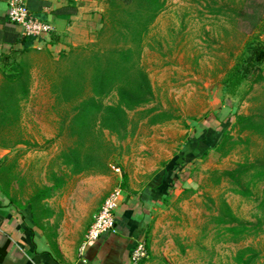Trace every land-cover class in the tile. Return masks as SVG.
<instances>
[{"label":"rangeland","instance_id":"obj_1","mask_svg":"<svg viewBox=\"0 0 264 264\" xmlns=\"http://www.w3.org/2000/svg\"><path fill=\"white\" fill-rule=\"evenodd\" d=\"M166 7L148 36L150 46H144L141 63L148 72L155 94L148 107L176 117L173 120L175 126L168 133L181 141L174 149L172 165L180 162L182 167L175 172L177 179L167 199L146 209L151 215L145 236L147 257L138 264H234L236 252L252 245L262 251L259 264H264V236L250 237L240 243L225 242L219 229L209 220V208L215 209L220 198L225 199L234 213L245 221L256 222L263 213L264 185L254 189L251 198L244 199L233 194L227 182L215 186L209 173L231 170L245 160L263 158L264 140L251 137L250 146L242 145L226 158H221L213 147L207 149L205 143L209 135L230 130L237 114H248L249 98L262 91V86L252 82L257 79L258 68H263L264 62L249 63L248 59L253 46L264 44L261 20L264 18V0H167ZM186 13L188 27L183 33L185 41L188 40L187 46H168L165 41L167 38L170 42L168 31L181 29L180 20ZM154 38L158 40L154 41ZM96 46L97 49L108 48V35L97 41ZM33 58L38 67L33 75L32 97L23 107L20 125L27 145L15 147L7 156L17 158L16 177L10 193L21 204L32 193V186L50 185L51 172L61 174L56 158L64 141L61 131L65 124L62 121L68 112L57 105L51 92V81L64 69V64L57 63L60 58L55 63L42 55ZM234 71L238 72L241 82L230 93L228 82ZM111 102L104 100L105 104ZM130 118L138 121L134 113ZM144 122L138 123L137 131L144 128ZM105 136L119 148L110 162L111 167L116 166V159L123 167L124 157L133 154L131 147L109 138L108 133ZM182 153L185 156L182 157ZM111 173L109 177L113 180L106 177L107 182L102 175H89L96 186H104V196L99 195L96 188L88 199L79 201V197L86 198V194L80 195L70 204V208H74L68 220L76 232L74 236H77L80 249L105 199L120 189L121 180ZM122 173L124 171L119 174ZM108 185L111 189L105 194ZM63 200L53 198L48 202L55 208L60 224L65 221V212L57 206Z\"/></svg>","mask_w":264,"mask_h":264},{"label":"trees","instance_id":"obj_2","mask_svg":"<svg viewBox=\"0 0 264 264\" xmlns=\"http://www.w3.org/2000/svg\"><path fill=\"white\" fill-rule=\"evenodd\" d=\"M105 3L107 10L102 17L103 26L97 40L108 35L109 47L97 49L96 45H89L71 49L60 57L57 63L64 64V69L51 81V92L57 105L65 107L68 112L62 121L65 124L61 131L64 141L56 158L61 174L51 172L50 185L32 186L33 191L25 202L38 225L42 220L53 217L47 201L65 188L67 179L81 174L110 173V162L119 148L107 140L105 133L123 143L135 134L140 121H147L153 126L176 119L169 112L148 107L155 94L148 72L141 63L144 46H150L147 44L148 36L159 15L167 9V0H105ZM187 15L184 14L180 20L181 29L171 28L168 31L170 42L165 39L168 46L183 45ZM261 20L264 23V18ZM28 47L26 62L13 67L9 73H2L0 77V148L6 150L27 145L20 125L23 105L30 101L33 82L32 64L27 56L31 50ZM250 55L249 63H263L264 44L253 46ZM258 71V77L252 83L262 86V91L249 98L251 108L248 114H237L230 130L216 132L205 140L207 149L213 147L221 158L230 156L242 145L250 146L251 137L264 140V66ZM234 72L228 82L230 93L241 82L238 72ZM106 99L112 102L105 104ZM131 113L138 116V121L130 118ZM16 164L17 158H7L0 164V191L12 204H20L10 193L16 177ZM176 167L177 163L156 177L166 182L174 173L175 178ZM209 175L215 186L227 182L233 194L249 199L254 189L264 185V157L255 161L245 160L231 170H215ZM218 203L215 209L209 208V220L219 229L223 241L240 243L250 237L264 236V200L263 213L256 222L239 218L225 199L220 198ZM261 258L262 251L252 245L239 249L233 262L259 264Z\"/></svg>","mask_w":264,"mask_h":264},{"label":"crops","instance_id":"obj_3","mask_svg":"<svg viewBox=\"0 0 264 264\" xmlns=\"http://www.w3.org/2000/svg\"><path fill=\"white\" fill-rule=\"evenodd\" d=\"M8 1L0 0V77L2 73H9L13 67L26 62V46L31 50L27 56L32 64L33 77L38 67L33 56H46L50 63H55L73 48L96 45L98 32L103 26L102 17L107 10L105 0H24L31 14L53 27L44 39H34L25 37L22 28L8 20ZM184 24L187 26L186 19ZM187 41L181 46H187ZM33 83L34 77L31 93ZM173 123L171 120L152 126L146 121L143 126L140 125L143 129L136 130L123 143L131 147L133 154L124 157L123 167L117 159L116 166H110V173L121 180L119 187L125 195L116 213L117 232L83 245L85 249L78 248L77 236H74L76 232L68 217L74 208H70V204L78 196L86 194V198H78L79 201L86 200L96 188L99 195L104 196V186H96L90 174L67 179L65 188L53 197L54 200L64 199L66 203L63 200L57 206L65 212V221L61 224L55 208L48 205L49 201L47 206L52 210L53 217L42 220L41 225H38L25 203L12 204L0 191V264H130L131 252L136 243L140 240L145 243L151 216L146 209L167 199L177 179L172 173L166 182H161L156 175H161L166 168L176 163V170L182 167L180 162L172 166L174 149L181 145L176 136L172 137L168 133L175 126ZM9 153L11 150L0 148V164L10 158L7 157ZM122 171L124 173L119 174ZM109 174L102 175L104 181ZM110 187L108 185L105 194L110 191Z\"/></svg>","mask_w":264,"mask_h":264},{"label":"built area","instance_id":"obj_4","mask_svg":"<svg viewBox=\"0 0 264 264\" xmlns=\"http://www.w3.org/2000/svg\"><path fill=\"white\" fill-rule=\"evenodd\" d=\"M8 20L20 26L25 37L34 39H44L53 30V27L36 18L29 11L24 0H9L7 10ZM123 192L121 189L114 190L104 201L98 214L95 216L93 224L90 226L85 237V246L99 240L107 234H115L116 213L121 206ZM83 249H85L83 247ZM147 257V248L143 240L136 243L131 253L130 264H138Z\"/></svg>","mask_w":264,"mask_h":264}]
</instances>
